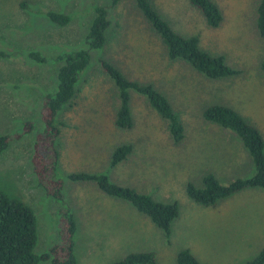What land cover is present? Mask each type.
Returning a JSON list of instances; mask_svg holds the SVG:
<instances>
[{
	"label": "rangeland",
	"instance_id": "obj_1",
	"mask_svg": "<svg viewBox=\"0 0 264 264\" xmlns=\"http://www.w3.org/2000/svg\"><path fill=\"white\" fill-rule=\"evenodd\" d=\"M149 1L174 32L196 36L199 49L222 57L235 73L210 79L187 61L169 58L134 0H119L114 6L110 0H0V51L7 54L0 56V134L12 135L0 152V190L32 209L34 253L58 240L63 203L74 219L77 264H110L140 251H151L153 264H175L181 249L204 264H244L264 247V189L245 188L202 205L186 194L185 187L200 186L208 173L222 184L252 173L239 138L205 120L204 107L219 104L235 110L258 129L264 144V74L259 68L264 37L255 26L257 0H211L221 12L216 27L208 26L188 0ZM20 2L27 8L21 9ZM99 5L108 8L106 41L89 50V66L55 119L59 203L45 194L30 165L33 142L43 131L40 102L55 87L60 61L53 57L86 48L84 34ZM46 10L71 18L67 25L56 26L44 17ZM30 51L46 61L29 58ZM99 59L128 80L149 84L164 95L181 122V138L173 140L165 121L133 89L128 90L132 123L117 127L116 89L101 71ZM24 121L31 122V130L21 133ZM121 144H130V151L111 165L110 154ZM75 172L104 174L155 201L174 202L177 215L169 233L128 201L104 193L95 182L71 180L68 175Z\"/></svg>",
	"mask_w": 264,
	"mask_h": 264
},
{
	"label": "trees",
	"instance_id": "obj_2",
	"mask_svg": "<svg viewBox=\"0 0 264 264\" xmlns=\"http://www.w3.org/2000/svg\"><path fill=\"white\" fill-rule=\"evenodd\" d=\"M119 0H110V6ZM202 15L208 26L216 27L221 21V12L211 0H188ZM135 6L150 24L152 30L159 36L169 58H181L187 61L199 73L210 79L227 77L235 71L228 67L222 57L212 56L197 46L196 36L183 37L174 32L149 0H134ZM19 7L26 9V2H20ZM44 17L50 24L65 26L70 15L55 10H46ZM255 26L259 36L264 37V0H257L255 7ZM108 8L95 6L94 15L84 34L86 48H75L61 51L53 59L60 61L56 72L55 87L46 93L40 102L39 115L43 131L36 135L30 154V165L37 183L45 194L54 201L62 203L61 180L54 178L57 150L54 146L59 129L55 119L57 112L73 97L75 85L79 76L89 66L90 49L102 47L106 41V31L109 29ZM108 39V36H107ZM7 55L0 51V56ZM28 57L44 62L46 58L38 52H28ZM99 67L112 81L116 92L117 104L114 109V124L126 128L131 125L128 104V90L133 89L145 97L149 107L161 117L173 140L182 136V125L178 116L172 110L166 97L153 89L149 84H138L125 78L121 72L109 62L99 59ZM264 74V57L259 63ZM202 117L223 128L232 131L238 138L242 148L248 154L252 173L247 177H237L227 184H222L211 174L201 178V185L188 183L186 194L202 205H212L217 199L227 197L245 188L264 189V151L263 139L257 128L244 120L230 107L211 104L203 108ZM31 130V122L22 123L21 133ZM12 136V135H10ZM10 136L0 134V152L7 146ZM15 136H18L15 133ZM130 144H121L110 154L111 165L123 160L130 151ZM71 180H89L95 182L107 195L115 196L131 203L164 234L169 233L170 223L177 215L174 202H159L149 195L141 193L132 187L119 185L107 179L104 174L75 172L68 175ZM59 237L47 250L34 253L36 241L35 216L32 209L16 197L7 196L0 190V264H34L37 261H48L49 264H77L73 253V234L75 224L68 207L62 203L59 210ZM151 251L132 252L110 264H153ZM264 247L244 264H263ZM175 264H204L199 262L188 249H181L175 257Z\"/></svg>",
	"mask_w": 264,
	"mask_h": 264
}]
</instances>
